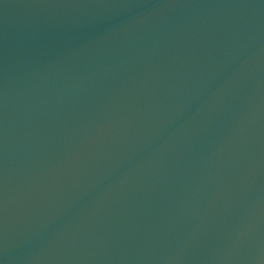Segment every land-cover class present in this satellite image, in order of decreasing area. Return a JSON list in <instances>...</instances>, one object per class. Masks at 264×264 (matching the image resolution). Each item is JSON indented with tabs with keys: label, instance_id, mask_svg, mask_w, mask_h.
Returning a JSON list of instances; mask_svg holds the SVG:
<instances>
[{
	"label": "water",
	"instance_id": "1",
	"mask_svg": "<svg viewBox=\"0 0 264 264\" xmlns=\"http://www.w3.org/2000/svg\"><path fill=\"white\" fill-rule=\"evenodd\" d=\"M0 264H264V0H0Z\"/></svg>",
	"mask_w": 264,
	"mask_h": 264
}]
</instances>
